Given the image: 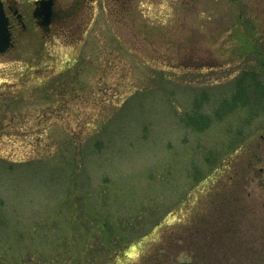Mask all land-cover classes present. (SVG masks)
<instances>
[{"label": "rangeland", "instance_id": "obj_1", "mask_svg": "<svg viewBox=\"0 0 264 264\" xmlns=\"http://www.w3.org/2000/svg\"><path fill=\"white\" fill-rule=\"evenodd\" d=\"M15 1L28 20L0 53L2 253L32 264H142L174 224L205 206L222 163L259 150L244 182L256 205L249 234L257 251L235 264H264V114L232 153L229 129L243 125L246 110L203 131L183 120L204 92L211 113L239 71L256 63L264 0L58 4L49 30L35 23L34 0ZM209 150L217 154L211 163ZM104 219L116 241L129 240L102 262Z\"/></svg>", "mask_w": 264, "mask_h": 264}, {"label": "trees", "instance_id": "obj_2", "mask_svg": "<svg viewBox=\"0 0 264 264\" xmlns=\"http://www.w3.org/2000/svg\"><path fill=\"white\" fill-rule=\"evenodd\" d=\"M254 54L257 57L256 63L239 71L233 78L230 94L217 97V104L214 108L211 107V113L204 110V102H208L211 98L207 92H204L199 97H195L192 108L186 112L183 119L186 126L203 131L214 121L223 120L227 115L240 109L246 110L248 116L242 120L243 125L229 129L231 139L227 148L230 153L238 151L237 149L245 141L246 127L264 114V51L256 50ZM216 156L214 151L209 150L206 153V160L211 163L210 158ZM258 158H260L259 150H253L246 161L236 160L233 164L232 161L224 160L225 162L223 161L224 163L216 168L218 175L213 181L215 187L210 189L209 195L204 198L202 204L205 206H201L202 208L190 219L174 224L169 229L164 236V242L155 253L156 260H159L156 264H174L181 258L199 264L230 262L235 264L242 259V255L247 261L252 259L253 252L257 251L258 240L256 235L249 234V227H254L252 217L256 205L250 200L244 182L248 181ZM103 222L104 224L97 229L102 235L97 249L102 262L106 261L111 251L129 240L126 237L116 241L115 227H109L106 219ZM84 225L88 233L93 229L90 220L84 221ZM78 234L83 235L81 231ZM179 247L188 255L179 257L181 254L177 252L180 250ZM214 249L217 258L212 254ZM155 254L145 255L141 263L147 264L153 260L152 255ZM218 254L222 256H217ZM97 260L93 259V262ZM45 261L47 262L46 259ZM0 264L32 263L29 256L22 254L8 257L5 251L2 253L0 249Z\"/></svg>", "mask_w": 264, "mask_h": 264}, {"label": "flooded vegetation", "instance_id": "obj_3", "mask_svg": "<svg viewBox=\"0 0 264 264\" xmlns=\"http://www.w3.org/2000/svg\"><path fill=\"white\" fill-rule=\"evenodd\" d=\"M38 0H34L33 3L35 4L34 9L32 10L33 18L35 19V23L40 25L43 29L49 30L50 26L57 21L59 12H62L61 10L64 7H59L58 4H82L84 2H89L91 0H53L52 4V16H51V23L48 26L41 25V21H43L44 17L41 16H35L34 12L36 8L38 7L37 4ZM4 9L6 12V15L9 19V28L12 33V41L15 43V36H16V25L21 24L23 28L27 27L26 20H28L27 15L18 9L16 6L15 0H2ZM41 13L44 11L43 8H40L39 10ZM14 45V44H13Z\"/></svg>", "mask_w": 264, "mask_h": 264}, {"label": "water", "instance_id": "obj_4", "mask_svg": "<svg viewBox=\"0 0 264 264\" xmlns=\"http://www.w3.org/2000/svg\"><path fill=\"white\" fill-rule=\"evenodd\" d=\"M38 7L36 8L34 14L35 16H43L44 19L41 21V25L48 26L51 23L52 16V4L53 0H38ZM43 8L41 13L39 10ZM12 33L9 29V19L5 13L4 5L2 0H0V53L6 52L9 48L13 46ZM175 264H198L193 261H180Z\"/></svg>", "mask_w": 264, "mask_h": 264}]
</instances>
